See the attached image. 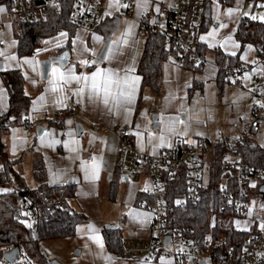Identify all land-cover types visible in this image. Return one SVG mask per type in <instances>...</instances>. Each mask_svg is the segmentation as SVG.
I'll return each instance as SVG.
<instances>
[{"label": "crops", "instance_id": "0c3cea01", "mask_svg": "<svg viewBox=\"0 0 264 264\" xmlns=\"http://www.w3.org/2000/svg\"><path fill=\"white\" fill-rule=\"evenodd\" d=\"M159 1L168 5L175 2L174 0H134V7L127 19L104 13L99 25L90 31L76 28L70 39L63 32L44 37L40 42L42 45H39L37 49L35 48V51L30 55L36 59L31 70L27 72L18 68L24 77L23 91L30 98L28 112L22 120L26 118L29 120L46 119L48 123L40 126L43 128L40 135H37L36 130H27L20 125L11 126L0 133V173L7 166L11 168V183L8 185H13L14 188L11 189L8 185L0 187L4 192L15 190L21 194L35 188L40 181L49 185L72 184L74 195L68 200V204L71 209L83 214L86 220L76 226L73 235L54 239L59 241L61 248L60 257H55L57 263L172 264L170 256L158 254L145 259L147 254L142 252L139 256L130 258L125 253L122 256L114 255L105 246L103 235L105 228L119 227L124 247L137 241L146 242L149 237L150 213L146 207L138 205L139 201L146 200L142 188H134V195L130 197L127 204V210L133 213L132 215L137 214L139 217L133 227L129 228L125 217L124 223L119 224L114 217H110L112 216L111 213L105 212V208L109 205L113 206L116 197H118L117 193L113 198L110 197V183L115 181L118 185L119 180L124 182L129 180V177L121 174L115 165V161L119 157V145L115 136L117 124H121L130 130L132 147L135 151L153 155L162 148L171 145L175 138L185 140L194 138L233 139L236 136L235 127L248 123L253 104L249 106L247 112L238 117V120L233 121V94H231L230 102L224 103L219 117L211 116L210 108L214 103H217L213 97L215 93L211 89H218L219 73L224 72L225 74L223 88L228 87L233 92V85L240 86L243 76L250 74L248 79L254 84V89L264 93V75L257 73L256 67L239 75H226L228 60H232L230 69H235L240 65L248 67L254 60L255 53L252 42H240L234 38L236 26L239 24L238 17L233 23V12L231 11L228 16L225 15L221 18L216 6L211 10L213 16L210 26L206 31L199 33L198 51L205 61L199 69L196 70L177 63L176 57L170 58L162 63L159 90L156 92L148 87H142L137 65L144 38L141 39V35H138L137 19L141 11L156 13ZM194 2L203 7V0H193ZM222 3L218 0L216 5L222 8ZM223 4L229 12L228 7L231 4L225 2ZM107 5L113 10H118L120 7L119 0H108ZM6 12L11 15L8 11ZM0 32H2L1 27ZM81 36L88 38L89 43L88 52L82 60L73 58L71 54L73 45L78 42ZM0 39L5 40V47L0 48V50H5L9 44L4 37L0 36ZM104 45H106V49L103 59L92 64H85V58L89 55L97 57ZM217 54L224 59L217 57ZM52 56H64L66 64L61 67L57 63H52L47 78L43 79L40 72V61ZM237 63H239L238 66H235ZM1 64L0 72L5 71L3 68L6 70L16 69L9 62L6 67L3 62ZM53 67L59 68L61 72L70 70L79 77H91L97 70L111 73L114 79L121 82L127 81V86L124 88L125 96L118 100L109 96L108 103L105 104L103 91L101 90L97 94L91 86V80H70L68 83L57 81L54 85L51 83L54 80L51 71ZM253 75L257 77L256 82L253 81ZM100 83L102 88L103 80ZM54 87L58 90H53ZM162 87L167 88L170 92L176 88L180 99H182L183 96L181 95L185 89H188L189 92L198 89V99L202 109L199 123L194 125L190 118L181 115V118L185 119L181 121V124H176V130H174L176 133L180 132V135L175 134V132L171 137L163 135L165 126L159 132L161 127L160 110L162 109L154 105V99L158 98ZM113 91L119 96L115 88ZM209 92L213 94H209ZM199 94L202 96L200 97ZM216 94L218 104L221 106L220 98H222L223 93H219L218 90ZM5 111L0 112V115ZM154 115L157 117V129L151 127L153 122L151 117ZM56 116L65 117L61 125L52 123ZM164 117L165 115H163ZM77 123L82 126V132L79 135L75 128ZM63 127L65 128V138L62 140ZM96 127L104 129H97ZM151 131L155 133L153 134ZM3 133L5 139L9 138L12 143L20 142L31 150L35 148L30 156L34 179L33 187H27L24 182L21 172V157H18L17 154L7 157L9 150L6 142L1 140ZM257 138L258 136L253 143H249L251 146L249 144L248 146L264 150V147L257 144ZM209 156L210 164L206 166L204 156L203 170H207L211 166L212 155ZM35 171L38 176L35 175ZM141 179L144 188V178L141 176ZM25 214L26 212L19 216ZM228 219L233 221V219ZM32 221L29 220L25 224L29 225ZM106 225L110 227H106ZM228 225L232 226L233 224ZM11 251L0 254V258L8 261L4 255ZM41 254L43 258H46L44 253ZM36 259L38 264H44L43 260L41 261L37 256ZM201 264H212V262L207 260Z\"/></svg>", "mask_w": 264, "mask_h": 264}, {"label": "built area", "instance_id": "2783aa9c", "mask_svg": "<svg viewBox=\"0 0 264 264\" xmlns=\"http://www.w3.org/2000/svg\"><path fill=\"white\" fill-rule=\"evenodd\" d=\"M48 1L56 0H10L14 13L23 20L44 18L47 11L45 2ZM174 1L172 5L159 1L156 13L141 11L137 19L138 35L144 36L146 32L157 30L167 45L178 49L177 63L201 66L205 61L198 51L200 14H197L196 3H191L193 0ZM107 3L108 0H73L70 15L72 23L76 28L90 31L99 25L104 13L127 19L134 7V0H119L118 10L109 8ZM249 5V14L240 16L239 9L238 22L264 20V0H251ZM252 46L255 58L251 64L248 67L240 65L235 69H228L225 71L227 76L239 75L256 65H264V45L253 43ZM3 47L5 40L0 39V48ZM96 59V56L89 55L84 62L92 64ZM256 80V75H253V81ZM64 118L56 116L52 123L61 125ZM46 123V119L26 118L19 125L27 130H36ZM11 126L8 120L0 123V129H9ZM263 126L264 105H252L248 123L235 127L236 136L233 139L175 138L171 145L153 155L135 151L130 130L117 124L115 136L119 145V157L115 165L121 174L129 178H144L142 193L146 200L139 201L138 205L146 207L150 213L148 240L127 244L124 253L132 258L146 252L145 259L158 254L170 256L172 264H198L207 260L212 264H264V190L260 191V188L264 187V160L260 164L251 163L243 152V148L253 143ZM63 130L62 140L65 138L64 127ZM220 147L230 148L231 153L224 155L217 171L214 188L220 197L221 206L216 213L217 218L216 214L212 213L211 222L224 226L228 225L225 223L226 219H233V229L246 233V237L238 242L239 251L227 248L215 252L213 248L220 245V240L214 242L210 235L193 240L187 235L190 233L189 229L172 226L167 220L168 210L172 207L196 205L200 200L202 188L210 184L213 186L212 178L202 166L204 156L212 155L214 150ZM165 176H168V181ZM168 182H178L182 185V194L173 198L172 207L166 195ZM3 192L0 187V194ZM223 214L226 216L222 217ZM36 215L35 207L28 204L26 214L17 216L16 220L25 224L29 220L34 221ZM165 236L169 237L167 244H164ZM172 245L173 249H170ZM13 249L18 252L16 259L8 262L0 258L1 264H38L36 256H30L21 247L13 244L1 246L0 254Z\"/></svg>", "mask_w": 264, "mask_h": 264}, {"label": "trees", "instance_id": "16d2710c", "mask_svg": "<svg viewBox=\"0 0 264 264\" xmlns=\"http://www.w3.org/2000/svg\"><path fill=\"white\" fill-rule=\"evenodd\" d=\"M232 4L233 0H220ZM193 3V1H192ZM0 4L6 6L11 14L13 23L17 29L16 50L18 57L31 55L40 42V38L65 33L68 39L74 34L76 27L72 23L71 10L73 0H56L45 2L46 15L37 20H23L16 16L10 0H0ZM212 14L210 0H203L201 11V24L199 33L208 29L211 24ZM234 38L240 42L260 43L264 45V20H246L236 26ZM199 47V46H198ZM178 49L173 45H167L164 38L157 30L144 34L143 48L137 65L142 87H148L158 91L160 87V73L162 63L178 56ZM217 57L224 59L221 55ZM220 60V59H219ZM218 60V61H219ZM227 69H230L228 60ZM223 64V63H222ZM237 63L235 66H238ZM186 67L198 70L200 66L183 64ZM1 73L5 74V87L8 94V106L2 115L0 123L8 120L12 126L19 125L22 118L27 114L30 98L23 91L24 77L18 69H9ZM225 74L219 73L217 86L219 93L222 92ZM5 129H0V133ZM244 155L248 161L260 164L264 158V150L246 146L243 148ZM231 153L230 148H216L212 154L211 166L207 174L212 178L213 186L202 188L199 202L184 208L172 207L174 197L182 194V185L177 182L167 183L168 203L172 207L168 210V224L189 229L188 237L200 240L210 235L214 242L220 240V245L214 246V251L233 248L240 250L239 240L246 237V233L236 231L231 225L217 226L212 224L211 215L216 214L221 206L220 197L214 185L217 171L225 154ZM38 171V170H36ZM35 171V175L38 176ZM11 168L5 167L0 173V186L11 183ZM168 181V176H165ZM20 181L21 178L18 177ZM117 183H110L109 195L115 196ZM74 190L71 185H49L40 181L38 185L24 193L17 191L3 192L0 194V247L7 244L21 247L26 253H32L44 260L38 250V242L65 238L75 233L76 226L83 223L86 218L83 214L70 208L68 200L73 197ZM31 204L36 209V218L32 223L26 225L16 220V217L26 212V207ZM226 216V214H223ZM217 218V214L215 216ZM37 228L36 237L34 228ZM104 241L107 250L117 256L124 255V244L119 227L103 229ZM238 243V244H237Z\"/></svg>", "mask_w": 264, "mask_h": 264}, {"label": "rangeland", "instance_id": "374dc122", "mask_svg": "<svg viewBox=\"0 0 264 264\" xmlns=\"http://www.w3.org/2000/svg\"><path fill=\"white\" fill-rule=\"evenodd\" d=\"M218 0H210V9L212 10L214 6L216 8L218 7L219 10V16L222 18L223 16H228L229 12L226 6L222 3V8L219 7L217 4ZM251 0H233L232 4L228 7L233 12V23L235 18L238 17V11L240 9V16H244L245 14H249L251 12L250 4ZM197 14L199 15L202 7L201 4L196 5ZM0 8H3L4 11L0 12V27L2 32H0V36L4 37L7 40V43L9 46L5 50H0V61L3 62V64L6 65L11 63L13 67H16V69L20 68L23 71H29L31 70L32 64L35 63L36 59L34 56H23L18 57L15 53L16 50V38H17V29L14 25V21L6 11V6L3 4H0ZM213 16V15H212ZM144 38L141 36V39ZM88 38L85 36H81L78 39V42L73 45L72 48V57L82 60L83 56L88 52ZM42 39L40 38V42ZM39 42V43H40ZM91 42V41H90ZM92 44V43H91ZM42 45V43L38 44ZM37 46V47H38ZM36 47V49H37ZM46 47V46H45ZM44 47V48H45ZM25 61H30V63H26ZM172 62V61H171ZM257 73L264 75V65L259 64L256 66ZM3 70H6L3 68ZM252 73V71H251ZM250 75V74H249ZM249 75H244L241 81L240 86L233 85V92L228 87H224L222 89V98L221 99V106L218 104L217 101V94L218 89L213 88L211 89L212 92L215 94L209 92V94H213L214 99L217 103H214V105L211 106L212 114L211 116L219 117L222 111V107L224 103H229V98L231 99V94H233V121L238 120V117L242 116L244 112H247L250 105H263L264 104V93L257 92L254 89V84L250 82L248 77ZM5 74L0 72V112H3L7 109V93H6V87H5ZM259 81V80H258ZM263 84V83H262ZM264 90V89H263ZM182 99H180V95H178V90L176 88H173L170 92V90L164 89L162 87L161 92L158 95V98L154 99V105L157 106L160 110V123L161 127L159 128V132L163 129L165 130L164 134L165 136H173L174 130H176V124H181V121L185 118H190L191 121L194 123V125L199 123L200 115L202 114V109L200 106V102L198 99V89H195L193 92H189L188 89L184 90ZM189 94V95H188ZM156 96V95H155ZM162 111V112H161ZM163 115L165 117L163 118ZM181 115H184V119L181 118ZM152 121V117H151ZM153 122L151 123L152 127ZM153 134L155 133L154 131ZM175 134L180 135V132H175ZM1 140L3 142H6L7 149V157H10V155L17 154L18 157H21V172L22 177L24 179V182L27 187H33L34 186V179L32 177V168H31V154L35 151V148L31 150L28 148L25 144L22 145L20 142H14L9 138L5 139V134L3 133L1 136ZM6 140V141H5ZM11 143V144H10ZM257 144L261 147H264V126L261 128V131L257 138ZM11 148V149H10ZM14 153V154H13ZM210 164V156L207 154L205 155V166ZM1 166V164H0ZM144 185V184H143ZM12 189L13 185H8ZM142 188V179L141 176H138L136 180H133L132 178H129L128 182H124L123 180H119V183L117 185V194L118 197H116L115 203H113V206H107L105 208V212L111 213L114 219L119 224L124 223V217L126 224L129 225V228L133 227L136 220L139 219L137 214L132 215L129 210H127V204L129 203V199L133 193L135 192L134 188ZM14 188V187H13ZM132 205V204H131ZM133 217V218H132ZM233 224V221L226 219L225 223ZM112 223V222H111ZM114 223V222H113ZM127 229V228H126ZM4 246V245H3ZM60 244L57 240H41L38 242V250L40 253H44L46 258H44L43 263L48 264L52 261H56L55 257H60ZM170 249H173V245L170 246ZM30 256L34 257L35 255L32 253H28ZM42 261V260H41ZM61 263V262H59ZM62 264V263H61Z\"/></svg>", "mask_w": 264, "mask_h": 264}, {"label": "snow or ice", "instance_id": "6c2138e0", "mask_svg": "<svg viewBox=\"0 0 264 264\" xmlns=\"http://www.w3.org/2000/svg\"><path fill=\"white\" fill-rule=\"evenodd\" d=\"M127 7V5H124ZM4 9L0 8V12H3ZM231 10H229L230 14ZM26 63H30V61H25ZM86 63V62H85ZM52 75L54 77V80L51 81L54 85L57 81H64L65 83H68L70 80H76L80 81L81 79L88 81H92V88L95 90V92L98 94L101 90L104 93V103H108V97L112 96L114 100H118L120 97L125 96L124 88L127 86V81L121 82L119 80H116L113 78V74L111 73H105L101 70H97V72L93 73L91 77L84 76L79 77L75 76L70 70L68 72H61L59 68L53 67L51 69ZM103 80V87L101 88L100 81ZM116 89L119 93V96H117L116 92L113 91V89ZM53 90H58L56 87L53 88ZM83 91V89H81Z\"/></svg>", "mask_w": 264, "mask_h": 264}, {"label": "water", "instance_id": "95a60500", "mask_svg": "<svg viewBox=\"0 0 264 264\" xmlns=\"http://www.w3.org/2000/svg\"><path fill=\"white\" fill-rule=\"evenodd\" d=\"M105 49H106V45L103 46V48L100 51V53L98 54L97 59H96L95 62H98V61L103 59L104 53H105ZM52 63H57L59 66L63 67L66 64V59H65L64 56H52V57H50L48 59H44V60L40 61L39 66H40L41 76H42L43 79L47 78V75H48V72L50 70V67H51ZM0 69H2L1 62H0ZM156 119H157V117L154 115L152 117V121H153L152 128L153 129H157L158 128V123H157ZM75 128H76L77 134L79 135L82 132L81 124L77 123ZM42 131H43V128L42 127H38L36 129L37 135H40ZM263 190H264V187H261L260 191L263 192ZM106 227H110V226L106 225ZM112 227H115V226H112ZM36 234H37V228L35 227L34 228V236L35 237H36ZM168 240H169V237L165 236L164 237V244H167ZM16 256H17V249H13L10 253L5 254L4 258H6V260H8L9 262H12L16 258ZM51 264H59V263H57L56 261H52ZM199 264H201V262Z\"/></svg>", "mask_w": 264, "mask_h": 264}]
</instances>
